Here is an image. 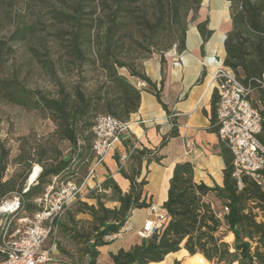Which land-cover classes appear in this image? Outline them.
Here are the masks:
<instances>
[{
    "label": "trees",
    "instance_id": "1",
    "mask_svg": "<svg viewBox=\"0 0 264 264\" xmlns=\"http://www.w3.org/2000/svg\"><path fill=\"white\" fill-rule=\"evenodd\" d=\"M16 1L0 0V16L6 17ZM227 1L231 28L224 41L223 65L243 86L260 91V103L254 105L262 116L258 138L264 145V0ZM61 2L68 10L50 9L56 25L45 33L36 23L19 18L7 37L0 35V100L37 111L54 124V130L45 137L21 138L19 153L13 160L17 168L9 176L10 152L0 144V205L20 196L17 216L33 215L38 211L35 200L53 179L82 183L95 160L97 119L109 115L129 122L139 110L144 90L157 97L172 124L171 131L155 148L137 144L130 135L123 136L126 159L123 162L117 154L114 158L119 173L130 183L127 192L108 176L85 193L93 204L79 197L55 221L54 230L58 228L66 242L58 244L65 257L62 264H99L100 248L121 234L132 212L152 207L145 194L148 168L161 162V150L179 134L175 114L162 102L161 89L142 70V62L160 55L162 86L165 56L185 51L188 25L197 21L203 0ZM207 25L208 21L197 25L203 48L213 33ZM14 46L25 47L52 89L30 88L21 69L8 64ZM121 69L129 75L121 74ZM137 80L145 81L148 87L139 89ZM217 104L215 90L209 130L216 133ZM64 144L69 149L64 150ZM220 153L225 162L224 185L197 183L192 163L176 164L162 206L166 221L139 244L112 254V264H160L180 251L191 257L200 254L211 264H264V172L261 183L244 177L239 189L233 178V155L223 141ZM35 166L41 171L29 184ZM210 194L222 202L223 213L215 211L208 201ZM79 215L86 218L78 219ZM230 234L234 237L232 244L225 241Z\"/></svg>",
    "mask_w": 264,
    "mask_h": 264
},
{
    "label": "crops",
    "instance_id": "2",
    "mask_svg": "<svg viewBox=\"0 0 264 264\" xmlns=\"http://www.w3.org/2000/svg\"><path fill=\"white\" fill-rule=\"evenodd\" d=\"M230 3L227 0H203L197 21L188 25L186 49L181 54L183 62L174 51L165 56L164 81L160 55L142 62V70L161 89V100L169 111L175 114L179 134L169 140L161 150V162L152 163L148 170L145 194L152 207L162 209L167 201L170 179L176 164L190 162L195 166V181L204 183L209 187L224 185L225 162L220 153L221 140L218 133L211 132L212 99L218 83L216 80L217 67L204 65L206 57L216 56L222 62L226 57L224 41L231 28L229 12ZM208 21L207 28L212 36L203 46V39L198 30V23ZM251 101L256 105L260 103V91L253 90ZM253 102V101H252ZM254 104V103H253ZM172 129V124L167 112L159 103L157 97L144 90L141 93L139 110L132 114L129 120V135L137 144L148 148L158 147ZM119 155L124 162L125 148H121L108 155L101 163L93 161L89 170L94 171V179L86 184V189L81 198L90 204L94 202L85 198L89 189L100 185L108 176H111L121 187L123 192L129 189V181L120 173L114 158ZM216 201L220 211L215 208ZM213 208L218 213L224 212L222 202L214 195L208 196ZM152 207L132 212L121 234L113 237L110 244L100 248L99 264H112L111 255L119 249L128 250L139 244L144 237L141 231L145 225L155 223L156 214L153 215ZM233 239V235L229 236ZM169 255L160 264H174L173 257ZM191 258L189 256L188 260ZM167 260L170 263H167ZM188 264V261H187ZM236 264V263H235Z\"/></svg>",
    "mask_w": 264,
    "mask_h": 264
},
{
    "label": "built area",
    "instance_id": "3",
    "mask_svg": "<svg viewBox=\"0 0 264 264\" xmlns=\"http://www.w3.org/2000/svg\"><path fill=\"white\" fill-rule=\"evenodd\" d=\"M177 56L183 62V57L179 54ZM203 64L217 67L215 78L218 83V135L233 155V178L237 181L239 189L243 187L244 177L261 183L264 172V145L258 136L262 130V116L258 107L251 101L252 91L243 86L235 74L216 56L206 57ZM136 85L139 89L148 87L142 80H137ZM94 135V161L101 163L105 157L124 147L122 139L124 135H129V122L119 121L109 115L100 116L94 127ZM40 171L41 168L35 166L32 175L37 173V179ZM90 179H94L93 170H89L82 183L53 179L45 193L35 200L38 211L33 215L17 216L21 209L20 196L5 200L0 205V264L49 262L50 255L45 249V242L55 228V221L82 196ZM152 210L160 222L166 221L163 209L152 207ZM158 227L160 226H149L148 223L140 234L142 237H148Z\"/></svg>",
    "mask_w": 264,
    "mask_h": 264
},
{
    "label": "rangeland",
    "instance_id": "4",
    "mask_svg": "<svg viewBox=\"0 0 264 264\" xmlns=\"http://www.w3.org/2000/svg\"><path fill=\"white\" fill-rule=\"evenodd\" d=\"M53 8L68 10V8L63 6L61 0H17L14 6L9 9L6 17L0 16V35L7 37L14 30L16 21L19 18L24 19L30 24L36 23L42 33H45L47 29L56 25L49 14V10ZM14 50L15 52L11 55L8 64L16 65L21 69L22 76L28 86L32 89H52V84L43 75L38 64L30 59V55L26 54L25 47L14 46ZM120 73L126 76L129 75L126 69H121ZM90 76L93 77V74H90ZM74 79H76V76H74ZM252 101L255 104V101ZM53 130L54 124L50 120L43 118L37 111L8 104L0 100V144L10 152V163L6 175H11L17 168L13 160L19 153L21 138L29 135L45 137ZM63 149H69V145L64 144ZM213 202L215 203L216 210L220 211L216 201L214 200ZM109 205L113 206V204ZM152 213L155 215L153 210ZM84 218H86L84 215L78 216V219ZM162 224L155 217V223L151 224V226H161ZM230 235L225 238V241L232 244L234 237L231 240L229 239ZM59 243L66 245V242L60 236L58 228H56L45 242V249L49 251L50 255V261L46 264H62L65 260V257L59 251ZM188 258L189 255L185 251H180L173 257L174 262L179 261L181 264H187ZM167 263H170V261L167 260Z\"/></svg>",
    "mask_w": 264,
    "mask_h": 264
},
{
    "label": "bare ground",
    "instance_id": "5",
    "mask_svg": "<svg viewBox=\"0 0 264 264\" xmlns=\"http://www.w3.org/2000/svg\"><path fill=\"white\" fill-rule=\"evenodd\" d=\"M33 177L34 175L31 177V180ZM188 264H209V262L202 255L197 254L188 260Z\"/></svg>",
    "mask_w": 264,
    "mask_h": 264
},
{
    "label": "water",
    "instance_id": "6",
    "mask_svg": "<svg viewBox=\"0 0 264 264\" xmlns=\"http://www.w3.org/2000/svg\"><path fill=\"white\" fill-rule=\"evenodd\" d=\"M34 175L33 179L31 180V177ZM30 179H29V184H31L35 179H36V176H37V173H34Z\"/></svg>",
    "mask_w": 264,
    "mask_h": 264
}]
</instances>
